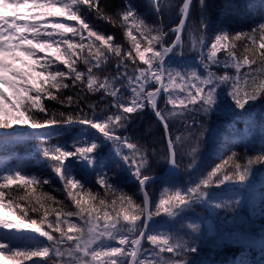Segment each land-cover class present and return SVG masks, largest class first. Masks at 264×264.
I'll use <instances>...</instances> for the list:
<instances>
[{"label": "snow or ice", "instance_id": "snow-or-ice-1", "mask_svg": "<svg viewBox=\"0 0 264 264\" xmlns=\"http://www.w3.org/2000/svg\"><path fill=\"white\" fill-rule=\"evenodd\" d=\"M196 5L199 26L189 29L191 49L198 53L193 58L185 55L184 33ZM175 7L179 22L165 30L160 0H152L156 21L132 0H123L113 12L102 0H0V146L16 135L8 130L19 125L32 130L87 126L55 144L51 132L31 133L48 145L42 151L59 186L45 172L0 169V264H196L190 257L198 251L201 225L188 221L186 213L200 204L241 205L238 189L256 166H264V144L255 155L229 149L205 171L198 155L204 125L197 117L217 110L225 96L240 110L264 98V3L249 6L251 23L245 28L214 32L207 0H181ZM90 95L108 98L103 111L87 103ZM45 100L70 111H49ZM146 108L165 130L166 152L159 158L169 174L179 173L184 155L190 156L186 184L164 181L168 186L156 201L147 190L156 179L148 171L155 150L118 134L132 114ZM172 122L188 135L173 136ZM189 139L192 146L185 149ZM109 142L117 147L105 158L100 150ZM127 169L138 182L139 202L125 190ZM52 191L63 193L74 209ZM224 192L235 195L224 198ZM156 217L171 222L165 220L168 227L161 230ZM24 230L36 235L22 238Z\"/></svg>", "mask_w": 264, "mask_h": 264}, {"label": "trees", "instance_id": "trees-1", "mask_svg": "<svg viewBox=\"0 0 264 264\" xmlns=\"http://www.w3.org/2000/svg\"><path fill=\"white\" fill-rule=\"evenodd\" d=\"M122 2L123 0H102V4L106 5V11L109 12L119 8ZM207 2L211 5L208 11V22L214 32L220 28L233 30L245 28L251 23V19L247 15L249 6H258L264 3V0H207ZM132 3L139 9L149 12V19L156 21V14L152 10V0H132ZM160 3L162 23L165 30H168L179 22L180 17L175 6L179 5L181 0H160ZM199 21L200 11L196 5L184 34L185 55L188 57L195 58L198 56V53L191 49L189 29L198 27ZM68 23L74 24L75 22L69 21ZM100 27L106 32L115 31L118 36L121 35L120 31L114 30L111 25L100 24ZM169 35L172 36V33ZM193 35H198V33L193 32ZM213 71H217L219 74L223 73V69L213 68ZM107 99L100 100L98 95H90L87 103L97 105V112H101L107 103ZM159 101L160 106L163 107V98ZM44 103L49 111H70L55 101L45 100ZM250 105V107L246 106L245 110H236L229 114L213 111L207 115L203 113L198 115L197 120L204 125L198 153L201 169L210 170L214 163L220 162L219 155L221 153L227 155L229 149L240 153L247 150L250 155H255L260 150L261 145L264 144V98L250 102ZM82 106L84 111L90 115L89 109L84 105ZM36 115L42 114L36 113ZM86 128L87 126L80 124L66 127L53 126L50 129L41 130H32L23 125L15 126L14 129L8 131H15L16 135L11 138L6 146H0V169L19 166L34 173L45 172L52 176L59 186V181L52 172V162L44 156L42 151L48 145L35 139L31 133L34 131L51 132L50 143L55 144L80 134ZM169 130L173 136L188 135L179 123H170ZM91 131L95 132L94 129ZM162 131L151 110L146 108L142 114H132V119L127 126L118 132L119 135L128 137L132 142L144 146L150 152L155 150V155L150 156V169H148L152 176L169 172L167 164L159 158L166 152V138ZM199 131L200 129H197V132ZM2 132L4 130H0V133ZM191 146V139L184 142L183 147L185 149ZM116 147L117 145L111 142L103 145L102 156L105 158L111 156ZM124 151L128 150L124 149ZM177 159H180L179 153ZM189 160L190 156L185 154L181 161L179 175H171L148 186L147 190L151 200L156 201L159 198L162 187L168 186L163 183L166 180L180 185L186 184L189 173L184 171V167ZM131 171V169H127L122 172V181L125 190L134 193V198L139 202L142 193L139 191L138 182L131 175ZM12 187L15 191L16 186ZM239 189L243 190L245 198L238 208H215L207 204H200L186 213L188 221H196L201 225L199 238L196 239L198 251L190 257L196 264H204V262L206 264H242L243 257H248L250 261L243 262V264H264V242H262V238H264V211L261 209V203L264 200V166H256L249 181L245 185H241ZM43 190L48 191V186L45 185ZM21 194L23 193L21 192ZM51 194L55 195L57 200L64 201L67 208L74 209L75 206L63 193L52 191ZM231 194L224 192L222 196L225 198ZM52 207H59V205L52 204ZM49 219H54V217L50 216ZM155 219L161 222L163 229L168 227V224L164 223L165 220L171 222L167 217H156ZM71 220L78 222L77 217H72ZM208 223L213 225L214 232L207 229L206 224ZM32 235L36 234L29 230H24L21 234L22 238ZM54 235L59 234L54 233Z\"/></svg>", "mask_w": 264, "mask_h": 264}, {"label": "rangeland", "instance_id": "rangeland-1", "mask_svg": "<svg viewBox=\"0 0 264 264\" xmlns=\"http://www.w3.org/2000/svg\"><path fill=\"white\" fill-rule=\"evenodd\" d=\"M223 100H224V102H223V104H221L220 106H219V108L217 109V110H215V111H217V112H220V113H222V114H229L230 112H234V111H236V110H240V109H237V108H235L234 107V105H233V103H232V101H231V99L229 98V97H224L223 98ZM169 108H171V105H169ZM77 135H79V134H77ZM76 136V135H75ZM63 141H66V140H63ZM62 141V142H63ZM102 148H103V146H102ZM100 154H101V150H100ZM101 156H102V154H101ZM238 192H239V195H240V197L242 198V201L244 200V198H245V194H244V192H243V190L242 189H238ZM233 195H235V194H231V196H233ZM229 197V196H228ZM225 198H227V197H225ZM196 222V221H195ZM198 223V222H197ZM206 227H207V229L209 230V231H211V232H214V227H213V225L212 224H210V223H208V224H206ZM161 230H165V229H163V228H161ZM242 262H250L249 261V258L248 257H243L242 258V260H241ZM240 261V262H241ZM239 262V263H240ZM241 262V263H242ZM29 264H31V263H29Z\"/></svg>", "mask_w": 264, "mask_h": 264}, {"label": "water", "instance_id": "water-1", "mask_svg": "<svg viewBox=\"0 0 264 264\" xmlns=\"http://www.w3.org/2000/svg\"><path fill=\"white\" fill-rule=\"evenodd\" d=\"M187 24H188V22H187ZM187 24H186V26H187ZM187 28V27H186ZM186 28H185V32H186ZM185 34V33H184ZM159 102V101H158ZM150 109V108H149ZM151 110V109H150ZM152 112V111H151ZM152 114H153V116H154V119L157 121V123L159 124V126L161 127V129L163 130L162 132H164V134H165V130H164V128H163V126H162V124L158 121V119H157V117L154 115V113L152 112ZM165 138H166V134H165ZM166 143H167V141H166ZM172 174H169V172H167V173H163V174H159V175H155V176H153V177H155L156 179L154 180V181H152V182H150V185L151 184H153V183H156V182H158V181H160V180H162V179H164V178H166V177H169V176H171ZM177 175H179V173H177V174H175V175H172V176H177ZM149 185V186H150ZM142 195V194H141Z\"/></svg>", "mask_w": 264, "mask_h": 264}]
</instances>
